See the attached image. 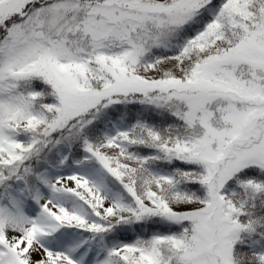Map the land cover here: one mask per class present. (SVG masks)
<instances>
[{
	"label": "snow or ice",
	"instance_id": "1",
	"mask_svg": "<svg viewBox=\"0 0 264 264\" xmlns=\"http://www.w3.org/2000/svg\"><path fill=\"white\" fill-rule=\"evenodd\" d=\"M0 264H264V0H0Z\"/></svg>",
	"mask_w": 264,
	"mask_h": 264
}]
</instances>
